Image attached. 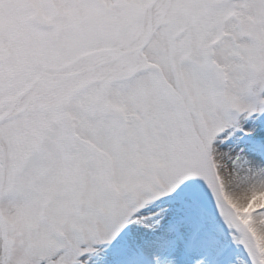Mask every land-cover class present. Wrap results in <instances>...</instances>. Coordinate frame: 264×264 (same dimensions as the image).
<instances>
[{"label":"snow or ice","instance_id":"snow-or-ice-1","mask_svg":"<svg viewBox=\"0 0 264 264\" xmlns=\"http://www.w3.org/2000/svg\"><path fill=\"white\" fill-rule=\"evenodd\" d=\"M0 264H264V0H0Z\"/></svg>","mask_w":264,"mask_h":264}]
</instances>
